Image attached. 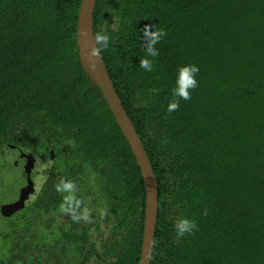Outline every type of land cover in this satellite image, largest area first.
Here are the masks:
<instances>
[{
    "label": "trees",
    "instance_id": "trees-1",
    "mask_svg": "<svg viewBox=\"0 0 264 264\" xmlns=\"http://www.w3.org/2000/svg\"><path fill=\"white\" fill-rule=\"evenodd\" d=\"M80 1L0 0V264L139 261L143 180L81 67ZM93 16L157 180L150 264H264V0H96ZM145 24L166 31L151 72ZM184 64L198 86L168 113ZM178 216L197 225L180 239Z\"/></svg>",
    "mask_w": 264,
    "mask_h": 264
},
{
    "label": "water",
    "instance_id": "water-1",
    "mask_svg": "<svg viewBox=\"0 0 264 264\" xmlns=\"http://www.w3.org/2000/svg\"><path fill=\"white\" fill-rule=\"evenodd\" d=\"M96 0H81L76 24V44L82 69L89 75L91 85L98 86L106 104L126 139L140 169L145 190L142 245L137 264H150L158 213V186L150 159L143 143L116 92L102 56L91 57L88 49L93 46L94 10Z\"/></svg>",
    "mask_w": 264,
    "mask_h": 264
},
{
    "label": "clouds",
    "instance_id": "clouds-1",
    "mask_svg": "<svg viewBox=\"0 0 264 264\" xmlns=\"http://www.w3.org/2000/svg\"><path fill=\"white\" fill-rule=\"evenodd\" d=\"M142 36L139 35V39L144 40L143 49L146 52V58L140 59L139 67L145 71L151 72L153 69V59L159 55V50L156 47L158 43L166 36V31L162 28L155 27V24H145L143 29L139 30ZM137 36V32H136ZM110 37L99 32L93 36V46L88 49V55L91 57H99L102 50H106L109 47ZM152 58V59H150ZM199 67L195 64H184L177 68L175 76V87L172 89V99L167 105V112L172 113L179 108V99H190V90L198 86L196 75L199 72ZM153 94H156V89L152 90ZM72 184L70 182H61L58 186V191H67L69 193L65 199L69 203L68 211L73 212V218H76V214L71 207L73 197L71 195ZM84 215H87L85 212ZM197 225L193 219H189L186 216H178L174 222V230L177 239L191 234Z\"/></svg>",
    "mask_w": 264,
    "mask_h": 264
},
{
    "label": "rangeland",
    "instance_id": "rangeland-1",
    "mask_svg": "<svg viewBox=\"0 0 264 264\" xmlns=\"http://www.w3.org/2000/svg\"><path fill=\"white\" fill-rule=\"evenodd\" d=\"M40 162V163H39ZM42 162L38 161V164H35V186L36 190L39 189L40 185L43 183L44 178L46 177L45 169H42ZM44 166V165H43ZM45 167V166H44Z\"/></svg>",
    "mask_w": 264,
    "mask_h": 264
}]
</instances>
